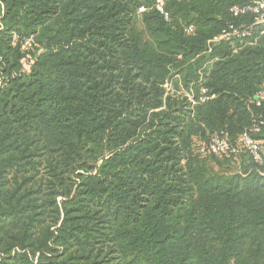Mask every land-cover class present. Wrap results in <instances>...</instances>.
<instances>
[{"label": "trees", "instance_id": "16d2710c", "mask_svg": "<svg viewBox=\"0 0 264 264\" xmlns=\"http://www.w3.org/2000/svg\"><path fill=\"white\" fill-rule=\"evenodd\" d=\"M157 1L0 0V264H264V35L209 43L253 0Z\"/></svg>", "mask_w": 264, "mask_h": 264}, {"label": "built area", "instance_id": "2783aa9c", "mask_svg": "<svg viewBox=\"0 0 264 264\" xmlns=\"http://www.w3.org/2000/svg\"><path fill=\"white\" fill-rule=\"evenodd\" d=\"M155 8L158 12L163 14L167 19L168 15L164 12V0H158ZM144 9L141 8L140 12ZM231 17L238 20L240 23L229 24L224 28L219 35L214 37L209 43L228 42L230 44L238 43L244 46H253L258 39L264 35V0H253L242 6H233L230 8ZM250 16L252 17L251 23H244L242 20ZM187 34L194 33V27L189 26L186 28ZM29 39L25 41V44ZM237 50V49H236ZM234 50V52H236ZM205 91L201 90L200 102L207 101ZM254 104L256 107L264 106V85H261L254 97ZM252 133H258L259 128L253 126ZM199 152L203 155L214 156H234L248 155L255 163L262 162V148L258 140L251 137L249 132L242 133L237 141L232 144L227 136L223 133L213 135L208 142L203 143Z\"/></svg>", "mask_w": 264, "mask_h": 264}, {"label": "rangeland", "instance_id": "374dc122", "mask_svg": "<svg viewBox=\"0 0 264 264\" xmlns=\"http://www.w3.org/2000/svg\"><path fill=\"white\" fill-rule=\"evenodd\" d=\"M232 165H233V163H231ZM225 166V168L224 169H221L220 171H224V173L226 174V173H230V172H234L235 171V168L237 167V165L236 166Z\"/></svg>", "mask_w": 264, "mask_h": 264}]
</instances>
